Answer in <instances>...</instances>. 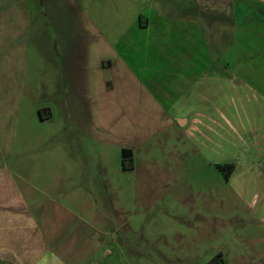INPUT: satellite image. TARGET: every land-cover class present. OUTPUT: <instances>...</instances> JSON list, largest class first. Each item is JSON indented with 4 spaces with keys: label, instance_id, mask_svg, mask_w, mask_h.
Segmentation results:
<instances>
[{
    "label": "crops",
    "instance_id": "obj_1",
    "mask_svg": "<svg viewBox=\"0 0 264 264\" xmlns=\"http://www.w3.org/2000/svg\"><path fill=\"white\" fill-rule=\"evenodd\" d=\"M44 1L55 41L36 45L39 61L31 47L43 32L33 29L28 0H0V264H208L217 257L264 264V23L247 15L227 24L232 4L245 11L250 0ZM225 26L243 37L218 64L213 36ZM93 36L95 43L85 39ZM107 54L120 69L106 79ZM242 55L250 58L234 61ZM41 62L50 68L45 77L32 74ZM112 111L130 115L123 124L130 138L124 134L119 147L123 171L137 174L141 146L173 130L180 156L198 154L222 176L259 246L222 251L217 188L204 204L180 206V223L173 220L161 240L137 237L121 211L100 202L107 192L100 147L84 149L92 128L95 143L105 142ZM224 166H232L228 178Z\"/></svg>",
    "mask_w": 264,
    "mask_h": 264
},
{
    "label": "rangeland",
    "instance_id": "obj_2",
    "mask_svg": "<svg viewBox=\"0 0 264 264\" xmlns=\"http://www.w3.org/2000/svg\"><path fill=\"white\" fill-rule=\"evenodd\" d=\"M28 4L33 12L32 21L34 26L40 25L43 32L40 35L37 34L38 32L36 33V41L31 47L32 59L40 61L38 51L40 52L43 46L37 47L36 45L46 41L53 44L55 35L50 27L51 19L46 13L45 1L28 0ZM240 5L243 4L240 3ZM245 6L250 7L243 11L244 9L242 10L238 2L232 4L234 11L227 10L232 12L231 14L229 13L232 19L229 18L227 24L231 25V20L235 25H239L247 15L264 23V0H250V3ZM260 16H263V18ZM36 26L33 27L34 30H36ZM225 28L229 27L225 26L223 29L215 28L216 36H213L215 39L214 43L218 44L221 50L219 53H213L219 59L218 64H223L225 63L224 61H227L226 59L233 57V48L242 42L241 39L243 37L240 33L231 32L230 29L228 31ZM85 39H89L91 43L96 42L95 36L92 37V40L90 37H85ZM246 41H249V36H246ZM249 58L250 55H242L235 57L234 61L240 59L247 61ZM104 60L106 68L102 70L101 76L106 79L111 78L112 75H115V70L120 69V65L110 54H107ZM40 64L39 68L35 67L32 69V74L39 77L49 75L51 73L50 68L44 62ZM109 64L113 68L112 71L107 67ZM220 69L225 70L226 66H220ZM90 71L91 75L94 76L98 72L96 65H92ZM207 83L208 81L204 80L202 86V91L204 92L207 89ZM224 90L225 88L220 86L219 95L222 93L221 99ZM128 91H130V87ZM48 101L37 99L36 103L41 105L42 102ZM207 101L209 100L205 98L204 107L208 105ZM190 106H188L190 109H187L186 113L188 116L193 117L194 104ZM175 113L177 114L178 112L176 111ZM157 116V113H155L156 124L158 123ZM177 116L176 118L182 119L184 114H178ZM129 118V114L128 116H123L122 113H117L116 111L108 112L104 120L106 123L105 142L95 143L96 141L93 137L94 128H92L88 141L90 143H87L86 148H84L87 152L90 150L91 153L95 147H100L101 149L103 156L101 164L104 163L103 170L107 183V192L106 195L101 196V203L105 201L108 209L111 207L112 210L115 208L121 211L123 218L128 220L133 230H138L135 234L137 237H149L153 241H159L168 235L173 220L180 223L179 218H182L180 206L204 204L210 201L212 197L211 191L217 188L220 193L217 211V236L223 249L222 251H226L228 244L233 248L243 244L251 248L259 246L257 244L258 234L251 230L253 228L245 224L246 212L241 208H237L236 203L228 196L222 176L207 169L204 158L198 154H190L186 160L184 155L180 156V153L185 154V150L179 147L178 138L175 137L173 130L169 132V129L165 128L155 132L147 143L141 146L143 150L139 152L138 165L135 163L137 168L139 167L137 174L136 171H123L119 147L120 142L124 141V134L126 136L130 135V131H124L128 128L123 127L125 122H129ZM76 142L81 141L76 139ZM186 148L189 149V147ZM103 170L101 169V172ZM94 201H96L98 206V195L95 196ZM188 214L190 218H194L192 217L194 211H190ZM230 224L233 226L230 227ZM256 263L259 264L260 262ZM208 264H221V259L219 257L214 258Z\"/></svg>",
    "mask_w": 264,
    "mask_h": 264
},
{
    "label": "trees",
    "instance_id": "obj_3",
    "mask_svg": "<svg viewBox=\"0 0 264 264\" xmlns=\"http://www.w3.org/2000/svg\"><path fill=\"white\" fill-rule=\"evenodd\" d=\"M127 154L128 156L130 155V152L128 150H123L122 151V159L123 162L125 163L126 159H127ZM220 171L224 172L225 174V178H228V175L230 174V172L232 171V166H224V167H220Z\"/></svg>",
    "mask_w": 264,
    "mask_h": 264
}]
</instances>
